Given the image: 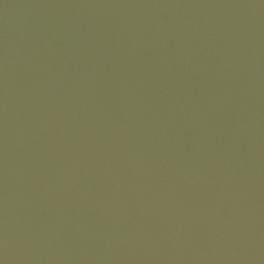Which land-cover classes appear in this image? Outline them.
<instances>
[{
	"label": "water",
	"instance_id": "water-1",
	"mask_svg": "<svg viewBox=\"0 0 264 264\" xmlns=\"http://www.w3.org/2000/svg\"><path fill=\"white\" fill-rule=\"evenodd\" d=\"M0 264H264V0H0Z\"/></svg>",
	"mask_w": 264,
	"mask_h": 264
}]
</instances>
